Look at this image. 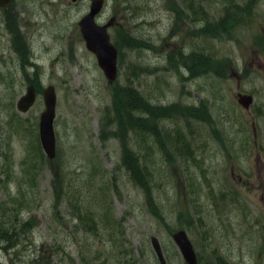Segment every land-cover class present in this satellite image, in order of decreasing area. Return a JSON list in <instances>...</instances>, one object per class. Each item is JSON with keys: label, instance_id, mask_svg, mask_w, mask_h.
<instances>
[{"label": "rangeland", "instance_id": "rangeland-1", "mask_svg": "<svg viewBox=\"0 0 264 264\" xmlns=\"http://www.w3.org/2000/svg\"><path fill=\"white\" fill-rule=\"evenodd\" d=\"M91 1L15 0L0 10V204L18 222L32 221L23 245L0 242V264H159L153 236L168 264H187L173 240L181 229L198 264H219L216 255L224 264H264V0L247 12L239 9L248 0H105L97 21L114 20L112 38L124 31L148 45L123 49L114 83L79 27ZM9 16L30 51L25 67L13 49L17 34L6 30ZM226 18H238L231 32L198 36ZM195 50L222 62L226 75L189 78L177 56ZM30 81L39 94L24 115L16 104ZM128 81L153 104L204 102L211 117L180 114L162 125L170 144L185 138L189 146L168 159L155 142L142 159L153 199L123 166L107 125L113 91ZM48 86L57 92V158L49 162L39 136ZM241 94L253 96L250 109ZM182 213L197 222L183 227Z\"/></svg>", "mask_w": 264, "mask_h": 264}, {"label": "trees", "instance_id": "trees-1", "mask_svg": "<svg viewBox=\"0 0 264 264\" xmlns=\"http://www.w3.org/2000/svg\"><path fill=\"white\" fill-rule=\"evenodd\" d=\"M256 2L257 0H248L243 5H240L242 8L239 10L247 12L255 7ZM236 21H238V18H226L213 24L214 26H210L209 22H207L199 30L198 36L218 38L221 34L231 32ZM115 42L121 52L125 47L131 48L142 45L140 40L131 38L124 31L116 32ZM177 57L181 59L182 65L187 68L189 78H198L203 75H217L219 77L226 75L224 64L206 51L195 50L184 56L179 55ZM206 106L204 102L200 106L195 107H181L180 104L169 106L155 105L145 99L142 93L132 84L118 85L114 89L111 124L116 131L112 129L110 133L121 143L123 166L131 175L133 181L144 189L150 198H152L149 185L151 180L149 179V172L145 170L142 164V159L148 155V151H152L155 142L160 143L162 146L161 150L168 159L172 158L171 155L174 153L178 156L184 154V147L189 146V144L185 138H180L176 143L170 144L169 134L163 128L164 123L180 114L205 122L204 119L211 118L209 113L206 112ZM171 146H179V148L170 149ZM59 198L57 197V199ZM7 209V207L0 209V241L7 242L5 248H15L21 244L19 238L30 230L32 221L18 222L20 218L13 213H9L11 210L8 209L7 211ZM183 217L187 221V227L194 225L195 221L193 222L194 219L190 215H187V218H185V215ZM10 233H12L11 237H9ZM217 257L219 258V264H224L222 263L223 257Z\"/></svg>", "mask_w": 264, "mask_h": 264}, {"label": "water", "instance_id": "water-1", "mask_svg": "<svg viewBox=\"0 0 264 264\" xmlns=\"http://www.w3.org/2000/svg\"><path fill=\"white\" fill-rule=\"evenodd\" d=\"M13 0H0V7L6 6ZM103 8V0H94L91 12L82 19L80 26L87 46L94 51L99 59L100 66L104 69L107 77L113 81L117 76V50L110 43V36L107 32L108 26H98L95 17ZM112 23H110L111 25ZM46 111L42 114L40 131L41 140L47 155L53 159L56 156V138L54 133V118L56 115V93L53 87H49L45 93ZM36 92L33 86H30L27 95L18 102V109L27 112L34 105ZM240 102L248 108L252 102V97L243 96ZM175 240L179 245L182 254L189 264H197V257L191 242L185 232L181 231L175 234ZM153 247L158 255L161 264H167L164 257L161 244L157 238H152Z\"/></svg>", "mask_w": 264, "mask_h": 264}]
</instances>
